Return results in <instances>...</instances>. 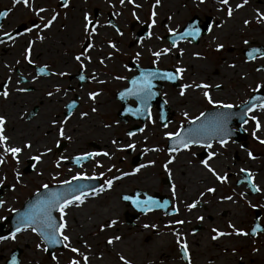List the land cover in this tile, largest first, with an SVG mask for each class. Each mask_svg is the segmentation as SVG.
Returning a JSON list of instances; mask_svg holds the SVG:
<instances>
[{
  "label": "flooded vegetation",
  "instance_id": "1",
  "mask_svg": "<svg viewBox=\"0 0 264 264\" xmlns=\"http://www.w3.org/2000/svg\"><path fill=\"white\" fill-rule=\"evenodd\" d=\"M236 4H243V7L237 9ZM229 6L233 9L231 16L227 14ZM40 8L45 11L37 13L36 9ZM0 12L8 13L0 17V92L6 85L9 93L6 98L0 94V116L5 119L7 145L22 149L15 160L20 162L22 172L18 176L3 174L15 164L8 161V158L13 159L11 154H4L0 149V155L5 157V162L0 164V179L4 180L0 183V200L4 201L0 205V237H7L0 240V244L14 241L10 237L17 221L11 218L30 199L33 203V196L36 204L46 195H43L46 189L42 185L47 184L50 190L63 181L71 183L75 181L72 177L83 175L95 178L81 179V183L74 184H83L77 195L87 193L82 205L102 207L101 199L115 190L106 200L114 197L121 205L117 214L122 223L137 227V222L147 213L152 219L161 220L168 237L161 235L156 225L153 234L156 238L166 237V245L170 237L179 256L173 259L178 263L188 264L182 259L178 239L187 245L191 264L197 260L202 264H215L225 256L230 257L229 264H245L246 256L256 257L255 247L247 252V242L243 240L255 245V237L264 233V178L260 176L261 169L250 173L247 165L264 156V144L259 142L264 140V127L254 138L255 121L251 119L256 116L264 126V111L246 110L245 114L241 106L252 95L255 105L264 103V19L260 18L264 16V0H247V3L229 0L227 6L219 0H160L158 5L155 0H133L132 3L124 0L123 4L120 0H68L67 6L64 0H28V6L23 2L14 4L13 0H0ZM53 15L56 19L51 26L43 28ZM245 20L249 23L245 24ZM88 22L86 32L84 25ZM226 26L230 31L226 32ZM189 32L193 34L187 35ZM30 42V53H26ZM110 43L115 47H110ZM89 44L93 47L89 48ZM217 45L222 47L217 48ZM165 48L169 49L166 54L159 58L153 56V52H162ZM253 50L257 51L250 58ZM221 52L229 54L227 59L219 56ZM26 54L32 63L25 60ZM77 55H81L80 61L75 59ZM178 67L184 71L177 79L164 78L165 73L176 75ZM240 70H244L242 76ZM150 72L157 76L150 78L153 95L146 104L135 96L125 94L121 97V93L133 87L134 78ZM235 79L245 82L247 93L242 99H236L238 93L226 87ZM204 84L208 87L195 86ZM258 84L262 85L259 89ZM184 85L191 87L181 95ZM205 91L213 101L233 107L225 109L210 104L204 96ZM91 92L99 94L90 99ZM138 108L143 111L136 115ZM218 114L227 116L224 133L210 140L200 137L199 143L189 145L186 150L177 144L175 136L169 139L165 135L211 126ZM245 120L248 122L244 123ZM60 127L64 130L63 137L59 135ZM130 132L133 135L129 136ZM220 139L226 141L223 147L218 143ZM209 142L211 148L206 147ZM26 143L31 147L24 148ZM129 144L134 147L128 148ZM173 147H181V150L169 151ZM27 151L31 154L24 157L22 154ZM213 151L216 155L209 163L218 174H227L226 183L216 180L200 163L208 160V153ZM89 152L101 155L76 159ZM104 152L108 155L104 156ZM42 153L41 161L31 159ZM169 160L172 162L168 163ZM60 164L70 169L57 179L55 168ZM137 168L139 171L134 172ZM241 169L246 171L241 172ZM249 174L260 192L252 189ZM28 175L33 179L26 186ZM116 176L121 177L116 180L117 187L99 191L105 180ZM209 187L215 191L207 192ZM125 196L129 199H123ZM133 201H140V204ZM193 203L195 207L189 209L187 205ZM74 205L70 206L71 211ZM86 211L92 213L83 209L80 217L76 211L68 217L65 212L63 232L69 231L68 226L72 224V230L85 228L86 236L94 237L89 229L97 225L101 228L96 235H104L105 225L111 222L110 216L97 218L93 217L94 213L84 214ZM114 214L112 218L116 220L117 214ZM59 215L54 209L57 225L61 222ZM177 220L183 223L176 224ZM229 224L248 235L234 234ZM254 227L256 234L252 233ZM213 228L228 235L213 240ZM30 231L29 227L16 235ZM72 232L63 233L69 237L67 243L74 241ZM34 233L45 246L46 241L39 233ZM77 235V238H84ZM200 237L205 240L204 246L200 244ZM7 239L10 240L6 242ZM24 242L28 244L29 240ZM64 243L55 249H63ZM261 247L264 246L256 250ZM13 251L19 252L18 263L21 264V250L16 245L3 258V264H13ZM2 256L0 253V258ZM255 257L249 258L250 263L255 264Z\"/></svg>",
  "mask_w": 264,
  "mask_h": 264
},
{
  "label": "snow or ice",
  "instance_id": "2",
  "mask_svg": "<svg viewBox=\"0 0 264 264\" xmlns=\"http://www.w3.org/2000/svg\"><path fill=\"white\" fill-rule=\"evenodd\" d=\"M14 4L18 3V2H23L25 4V6H28V0H13ZM121 4L124 3V0H120ZM129 3H132L133 0H128ZM201 2H203V0H201ZM160 3V0H155V4L158 5ZM219 3L222 5H228L229 4V0H219ZM244 3H247V0H244ZM68 4V0H64V5L67 6ZM155 7V5H154ZM235 7L241 8L243 7V4H236ZM37 13L40 12H44L45 9L40 8V9H36ZM233 12V9L229 6L227 8V14L228 16H231ZM8 13L7 12H0V17H5L7 16ZM151 15L154 17L156 15V13L153 11L151 13ZM261 19H264V16L260 17ZM41 19H43V17H41ZM56 19V16L53 15L48 21L47 23L43 24V28H49L51 26V24L53 23V21ZM85 21H88V16L85 15L84 17ZM259 22V21H258ZM89 23H85L84 28L85 31L87 32L89 30ZM153 24L155 23V21L153 20L152 22ZM245 24H248L249 22L247 20L244 21ZM37 28H39L40 26L37 25ZM149 27H152V25L150 24ZM27 31H31V29H27ZM92 31H95V27L92 28ZM171 31V30H170ZM187 35H192V32L186 33ZM5 36L8 35V33H4ZM42 38V37H41ZM247 43V41L245 42ZM110 47H115V45L111 44L109 45ZM175 46V45H173ZM89 48L93 47L92 44L88 45ZM222 47V45H217V48ZM30 48H31V42L29 43V48L26 49V53H30ZM169 51V49L165 48L161 51H157V52H153V56L159 58L162 54H166ZM257 50H253L252 52L249 53V57L251 58L253 55V52H255ZM137 55H139L137 53ZM76 60L80 61L81 60V55H77L75 57ZM25 60H27L29 63H32V61L29 59L28 54L25 55ZM103 62V61H101ZM83 64H81V67L83 68ZM41 71H43V69H41ZM184 70L182 68H177L176 69V75H173L172 73H165L164 74V78L166 79H170V80H175L179 77V75L183 72ZM58 75H65V73H58ZM157 76V73H147L145 74H141V76L139 78H134L132 80V84L133 87L126 89L125 93H121V97L123 98V96L125 94H127L128 96H135L138 100L141 101V103L146 104L147 100L151 98V96L153 95L151 88V80L150 78H154ZM94 78V77H93ZM81 79H83V77H81ZM196 87H203V88H207L208 85L204 84V85H195ZM191 87V85H184L181 90H180V94L184 95V90L186 88ZM262 85H257V89L261 88ZM24 89H21V91H23ZM57 91H59V89H57ZM0 94H2L5 98L8 96V91H7V87L6 85L4 86V90L2 92H0ZM99 93L97 92H91L89 93V98L90 99H95V97L98 95ZM48 95H52L51 93H48ZM204 96L206 99H208V102L210 104H215V106L217 107H221V108H232L233 105L231 104H224L218 101H213L211 99V97L209 96V93L207 91L204 92ZM262 110L264 111V103L257 105H252L251 107H249L247 109V112H252L255 110ZM93 111H95V108H93ZM143 111V109L138 108L136 110V115L141 114V112ZM247 112L245 114H247ZM82 116L87 115L86 113H81ZM185 116H187V113L184 114ZM201 116L204 115V113L200 114ZM149 119H151V116L149 115ZM197 121L199 120V117L195 118ZM251 119L253 121H255V128L253 130V137L256 138V133L257 131L261 130L262 126L261 123L259 122V120L257 119L256 116H252ZM227 121V116L225 114H218L213 122L211 126H202L200 128L197 129H192L189 130L187 133L181 132V131H177L174 133H165V135L171 139L173 136H175L177 138V144L182 146L183 149H188L189 145L193 144V143H199L200 142V137H207L209 140L212 138V136L214 135H219L224 133L225 129L223 127V125L226 123ZM248 121L245 120L244 123H247ZM53 123H55V121H53ZM4 125H5V119L3 116H0V149H3V153L4 154H11L12 158L14 160H18V154L21 153L22 149L20 147H10L7 145L6 141L8 140V137L4 135ZM140 131H143V129H140ZM59 135L61 137L64 136V130L63 127H60L59 129ZM129 136L133 135L131 132L128 133ZM261 144H264V140H260L259 141ZM218 143L223 147L226 143V141L224 139H220L218 141ZM31 145L30 144H24V148H30ZM128 148H132L134 147V145L129 144L127 145ZM206 147L211 148L212 144L209 142L206 144ZM155 150V149H153ZM181 150V147H173L171 149H169V151L172 152H179ZM50 151V150H49ZM104 156H107L108 153L104 152L102 153ZM42 155H36V156H32L31 159L33 161H41ZM94 155H101V153H84L82 156L77 157V160H83L86 158H91ZM216 155V153L213 152H209L208 153V160H201V164L204 166V168H206L208 170V172H210L215 178L216 180L222 182V183H226L227 182V174L224 175H220L218 174L213 167H211L209 161ZM249 157H252V153L249 152L248 153ZM5 162V157L4 155H0V164H3ZM172 161L169 160L168 163H171ZM152 163V162H149ZM145 167V165H141L140 166ZM109 171H111V169H109ZM139 171V168L134 169V172ZM241 172H245V169H241ZM131 173H122L121 175H130ZM17 175H19V173H17ZM100 175H103V173H101ZM95 177H86L83 175H77L72 177L73 180H80V179H93ZM121 177L116 176L113 177L112 179H107L105 180V184L104 186H101L99 188L100 192H103L106 190V188H111L113 185V180H118ZM253 178L252 176L249 174L248 176V182L250 184H252V189L256 192H260L261 189L258 188L253 182H252ZM0 183H4L3 179H0ZM62 183L64 184H68L70 183L69 181H63ZM41 187H43L44 189H48V185L44 184ZM207 192L212 193L215 191L214 188H207L206 189ZM93 194H96V191L93 190ZM87 195V193L84 192H80L79 195H65L63 193L60 192H48L45 196H43L41 199H39L36 204H34L27 212H25L24 214H22L18 220H17V226L15 228V231L11 233V237L10 238H15L16 233L20 232L22 229H26V228H31V231L33 232H37L39 233V235L42 237V239L44 241H46L49 244H57V243H61V242H65L64 243V247L70 248V251H72L73 253H78V249L75 247H71L69 242V237L67 235L63 234V230L66 228V224L64 223V216H65V209L69 208L72 205H76L79 206V204L83 203V197ZM201 195H203V193H201ZM243 195V194H242ZM123 199L127 200L129 199V197L125 196L123 197ZM150 199V198H149ZM225 199H231V197H225ZM133 203L139 205L140 201H133ZM4 201L0 200V205H3ZM146 206V205H145ZM187 207L189 209L195 207V204H189L187 205ZM53 209H56L57 211H59L60 213V223L57 225L56 220L53 218L52 216V211ZM15 211V210H13ZM198 219H203V217H198ZM112 224L115 223V221L111 222ZM176 224H181L183 223V221H175ZM111 226V224L109 225ZM144 227H148V225H145ZM152 227H155V225H152ZM230 228L234 229V234L236 235H242V236H246L248 235L247 232L243 231V230H239V229H235L234 226L232 224H229ZM212 231L215 233V235L212 236L213 240H216L218 237L220 236H224V235H228V233H224L221 231H218L217 229L213 228ZM257 232V228L254 227L252 229V233L256 234ZM180 234L177 233V236H179ZM57 237H60V239H57ZM7 237H0V240L6 239ZM113 239H120L119 237H114L112 239H109L107 241L108 244H111L113 242ZM177 243L179 245L180 250L183 252V256L182 259H184L185 261H188V264H191L190 258H189V252L187 249V245L185 243H182L179 239L177 240ZM40 245H37V248H39ZM53 259H56L55 256L52 257ZM120 259L123 261V264H129V261H127L123 256L120 257ZM69 264H80V262L78 260H70ZM84 264H87V257H84Z\"/></svg>",
  "mask_w": 264,
  "mask_h": 264
},
{
  "label": "rangeland",
  "instance_id": "3",
  "mask_svg": "<svg viewBox=\"0 0 264 264\" xmlns=\"http://www.w3.org/2000/svg\"><path fill=\"white\" fill-rule=\"evenodd\" d=\"M219 56L220 57L225 56L224 59H227V56H229V54L228 53L225 54L224 52H221L219 54ZM221 61H222V59H221ZM222 62H224V61H222ZM243 72H244V70L243 71L240 70V76L243 75ZM238 73H237L236 77L238 76ZM232 82L233 83H227L226 87H228L229 90L232 89L233 92L238 93L236 96V99H242L244 97V95H246V93H247L246 89H245L246 85H244L245 82H243L241 79H238V80L235 79V81H232ZM228 84H230V85H228ZM239 88H241L242 91H239ZM225 101H227V100H225ZM262 151L264 152V146L262 147ZM263 155H264V153H263ZM56 159H57V157H56ZM8 161L14 163L15 167L8 168L3 174L7 175V173H9V174H14L15 176H18L17 173H19V175H20L22 173L21 167H20V162H17L15 160L9 159V158H8ZM247 167H248L250 173H252L253 171L261 169L263 173L260 176L262 178H264V156L262 158L257 157L256 160L250 161L248 163ZM68 169H70V167H68L65 164L56 165V168H55V174L56 175L55 176L57 177V179H60L62 177V174L64 172H66ZM29 176L30 175H28V177ZM26 179H27V177H26ZM32 179H33L32 176L29 177V180L25 181V185L28 186L29 181L32 182ZM126 183L131 184V185L135 184V183H129V182H126ZM137 184H139V183H137ZM114 187H117V186L115 185ZM114 187H111V188H114ZM261 187H262V185H261ZM112 192H115V190ZM112 192L109 193L108 195H105V197L103 199H101L102 204L107 203V201L109 200V199L106 200L107 197L113 196ZM73 212L74 211L69 210V212H67L68 217H70L73 214ZM92 213H94V212H92ZM84 214H88L89 216L91 215L90 213H87V211ZM107 215L110 216V218H111L110 221L111 222L115 221V223L112 224L111 222H108L105 225V227L103 226L104 229H106L104 235H102L101 237L96 235V233H98V231H99V228H101V227H98L97 225L93 226L92 229L91 228L89 229L94 235H96V238L99 239L100 245H102V249H101L102 254L98 256L99 258H97L98 260L102 259V261L98 262L97 264H100V263H102V264H123L122 263L123 261L121 259H119L118 257H114L108 251L109 248L107 246H105L106 242L109 239L114 238L113 235H116V237H119L120 240H122V241H125L128 238V235H130V234H134V236H136V238H139L136 251L135 252L128 251L129 255H131L130 253H133L135 255H132V256H136L138 258L139 257L146 258L147 255L149 256V254H152L151 250L153 248V243L155 242V241L153 242V240L156 239L155 235L153 234V230L155 228L158 227L157 229H158V231L159 230L161 231V235L168 237L166 235L165 224H163V222L161 220L157 221V220L149 217L150 216L149 213H147L144 217L141 218V220L139 222H137V227L125 226L122 223L121 219H119L121 217L119 214H117L116 220L114 219L116 216L114 213L108 214V212H107ZM112 217H114V218H112ZM105 221H106V219H105ZM110 224H111V226H109ZM145 225H148V227H144ZM152 225H156L157 227L156 226L152 227ZM72 226L73 225L70 224L68 226V228L70 230L69 231L66 230V232H63V233L64 234H67V233L70 234V232H72ZM27 234H28V236H30V238L27 239V240H29L28 244L26 242H24V240H22V239L18 242H14L13 240H10V243L0 244V248H1L0 253L1 254L3 253V256L0 258V264H3L2 263L3 258H5V256H8L10 248L15 247V245L20 247V250H21V256H20L21 264L25 261H31V260H33L34 264H69V261L73 260V259L78 260L80 262V264H84L85 254L83 253L84 252L83 250H85V249L81 250L82 253L81 252L73 253L72 251L69 250V248L64 247L61 250L54 249L55 251H54L53 255L48 256L46 254V251H44L45 246L40 242L39 238L35 235V233L33 231H30ZM77 237L78 236H76V238H73L75 240L70 242V245H72V247L79 246V243L77 241L78 240ZM85 238L86 239H92L91 236H86V235L84 236V240H86ZM122 241H120V242H122ZM243 241L247 242V245L245 248L246 251L248 250L247 252L250 251V248L252 246L255 247V251H256V248H258V246H264V233L258 234L255 237V239H254L255 245L254 244L250 245L251 242H249V240H243ZM168 242L169 243L167 245L166 244L164 245L165 250H163L162 253L165 252V254H164V257H162L161 259L164 260V258L167 257L166 263L164 262V264H174V262H176V261H174L173 257H176V256L179 257L178 252L176 250V247L172 244L170 237L168 238ZM15 243H17L18 245ZM37 245H40V247L37 248ZM117 245H121V243H118ZM53 256H55L56 259H53L52 258ZM252 256L255 257L254 255H251L249 257L246 256L244 258L243 263L252 264V263H250V259H249ZM257 261H258V258H255V264H258ZM179 263L182 264L180 261H179ZM29 264H31V263H29Z\"/></svg>",
  "mask_w": 264,
  "mask_h": 264
},
{
  "label": "bare ground",
  "instance_id": "4",
  "mask_svg": "<svg viewBox=\"0 0 264 264\" xmlns=\"http://www.w3.org/2000/svg\"><path fill=\"white\" fill-rule=\"evenodd\" d=\"M225 29H226V32L230 31V29H228V26H226ZM29 154H31V152L27 151L26 153H23L22 155L24 157H28ZM115 183H117V181L113 180L112 187H114ZM85 201L86 200H83V202H85ZM84 205H82V204H79V206L74 205L75 208L73 207L72 211H76L77 212L76 215H78L80 217L79 213L83 212V209H88L90 212L91 211L94 212L93 217L105 218V216H108L107 212H108V214L109 213H116L117 214V211L119 213V210H121L120 209L121 205L117 202V200L114 197L109 198L108 202L106 204H104V206H102V207L96 208V206H92L91 204L90 205L87 204L85 206ZM70 209H71V207L65 209V212H69ZM72 231H73L71 234L72 238H76L77 234H80V236H85L87 229L75 227V228H73ZM93 236L94 237H92V239H90V240H87L86 238H85L86 240H84L83 237H82V239L78 238L77 241L79 243V246H74L75 248L78 249V252H81V250L85 249V250H83L84 251L83 253L85 254V257H87V264H97L98 262L102 261V259L101 260L97 259V258H99L98 256L102 254L101 253L102 252L101 251L102 245H100L99 239L96 238V235H93ZM113 237H116V235H113ZM29 238H30V236H28V234L26 233L25 235H20V236L16 235L14 238V241L18 242L21 239L24 241H28L27 239H29ZM9 240L10 239H7L6 242H8ZM199 240H200L201 246L202 245L204 246L205 245L204 238L200 237ZM120 241H122V240L113 239V242L111 244H108L106 242L105 246H107L109 248L108 251L114 257H118L120 259V257L123 256L127 261H129V264H164V262L166 263L167 257H165L164 260L161 259L162 257H164V254H165V252L162 253L163 250H165V249H163L164 246L161 245V244L164 245L166 243L165 237L161 238V236H160L159 238L157 237L156 239L153 240V242L154 241L155 242L154 243L152 242L153 243V248L151 250L152 254H149V256L147 255L146 258H144V257L138 258L136 256H132V255H135L133 253H130L131 255H129L128 251H133V252L136 251L138 241H139V238H136V236H134V234L128 235V238L125 241H122V242H120ZM118 243H121V245H117ZM71 247H72V245H71ZM69 250H70V248H69ZM256 252L257 253H256L255 258H258L259 264H264V247L257 249ZM230 260H231L230 257L225 256L224 258H221L218 261V263H215V264H229ZM29 263L34 264L33 260L25 261L22 264H29ZM100 264H102V263H100ZM174 264H179V263L175 262ZM195 264H202V261L197 260V262H195Z\"/></svg>",
  "mask_w": 264,
  "mask_h": 264
},
{
  "label": "water",
  "instance_id": "5",
  "mask_svg": "<svg viewBox=\"0 0 264 264\" xmlns=\"http://www.w3.org/2000/svg\"><path fill=\"white\" fill-rule=\"evenodd\" d=\"M252 100L253 98L249 99V101L247 102L246 105H243L242 106V113H244L253 103H252ZM77 184L78 183H81L82 180H76L72 185L71 184H61L60 186L56 187V188H52L50 190H45L43 191V195L44 194H47L48 192H60V193H63L65 194L66 196L67 195H75L76 192H79L80 190H82L83 188V184L82 185H74V184ZM35 204V198L33 196V203H32V200L30 199V201H28L27 205H25L20 211L18 214H15L12 216V220H14L15 222L18 220V218L24 214L25 212H27L33 205ZM146 206H147V203H144ZM54 210V209H53ZM52 216H53V211H52ZM15 223H13L14 225ZM58 239V237H57ZM59 243L57 244H49L46 242V245H47V251L49 254L52 253V249L53 247L57 246ZM18 254L19 252L18 251H13L12 253V256H11V261L13 264H18L17 261H18Z\"/></svg>",
  "mask_w": 264,
  "mask_h": 264
}]
</instances>
